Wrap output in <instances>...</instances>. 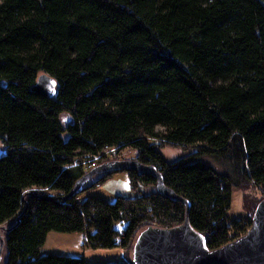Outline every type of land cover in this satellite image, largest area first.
Wrapping results in <instances>:
<instances>
[{
  "label": "trees",
  "instance_id": "obj_1",
  "mask_svg": "<svg viewBox=\"0 0 264 264\" xmlns=\"http://www.w3.org/2000/svg\"><path fill=\"white\" fill-rule=\"evenodd\" d=\"M42 73L58 83L53 99L31 90ZM163 145L194 152L169 162ZM0 146V226L16 225L6 264H134L140 232L183 223L185 204L138 170L113 202L63 201L87 172L75 161L106 147L136 150L190 202L208 248L223 247L264 198V0H0ZM234 188L244 191L245 227L226 221ZM118 222L127 223L120 243ZM50 232L87 233V248H118L124 259L40 255Z\"/></svg>",
  "mask_w": 264,
  "mask_h": 264
},
{
  "label": "water",
  "instance_id": "obj_2",
  "mask_svg": "<svg viewBox=\"0 0 264 264\" xmlns=\"http://www.w3.org/2000/svg\"><path fill=\"white\" fill-rule=\"evenodd\" d=\"M57 86L58 83L53 77L42 73L31 90L53 99L58 93ZM3 154L4 150L0 146V158ZM132 170L153 175L157 179L158 191L172 200L182 201L186 208L182 224L171 228L148 227L140 232L132 250L134 264H264V198L254 210L249 231L215 250L208 248L206 238L192 226L190 202L167 187L163 175L154 166L143 164L136 159L108 161L88 170L76 182L73 191L63 198V201L75 197L83 186H88L97 175ZM119 181L120 179L110 181L107 185L115 195L121 189L118 185ZM21 215L16 217L17 223ZM15 226L3 227V230L10 231ZM0 241L3 245L5 244V241L1 239Z\"/></svg>",
  "mask_w": 264,
  "mask_h": 264
},
{
  "label": "rangeland",
  "instance_id": "obj_3",
  "mask_svg": "<svg viewBox=\"0 0 264 264\" xmlns=\"http://www.w3.org/2000/svg\"><path fill=\"white\" fill-rule=\"evenodd\" d=\"M67 118L68 117L63 116V122L65 124H67V122L69 121ZM156 142H158V141H156ZM184 148L185 147H174L171 145H163V146L158 147V151L162 153V155L165 157V159L167 161L175 162V161H178L184 157L190 156V154L192 152H194L191 147L190 148L186 147L185 149ZM125 150H126V153L128 155V156H126V159L127 158L128 159L129 158L135 159L136 158V150H134L133 148H129V147H126ZM83 158L84 157H82L81 160ZM86 158H87V160H86L87 163L84 166V170L87 169V167L90 164H92V162H94V163L96 162V161H93L92 158H89L88 155H86ZM77 161L78 160H76L75 163ZM112 161H115V160H112ZM205 163L212 165V167L214 169H216L218 172L225 173L224 168L220 164H218L216 161H213L210 158H205ZM96 166H98V165L96 164ZM96 166H94V167H96ZM121 173H123V172H121ZM118 185H120V184L118 183ZM36 190H41V189L34 188L33 191H32V189H30V190H28V192H35ZM45 192L47 194H55V193H52L49 191H45ZM127 193L129 195H133L130 190H128ZM243 193H244V191L239 189V188H234L232 191L231 208L228 212L229 217H227V219H226V221L229 222V224H231L232 221L234 222L237 220H243L244 219L241 223H239V225L242 226V223L247 221L248 212L245 211L243 209V206H242ZM248 193L258 196L259 190L255 189V188L249 189ZM89 196H97V197H100V198H102L106 201H109V202H113L115 200V197H116L115 193H113L111 190H109V188L107 186H103L102 188H98V187L92 188V189H90V190H88L82 194L80 193V195H78L76 200L78 202H83ZM12 224H13V221H9V222L5 223L4 225L0 226V236H1L0 239L1 240L5 241V238H6V231L3 230V227H9ZM115 226L117 227V229L119 231H121L123 229V226L119 223L116 224ZM249 229H250V227H248L246 230H249ZM53 234H58L61 236H70V234H72V233H58L57 232V233H53ZM121 235L124 236V233ZM63 242L64 241H62V239L55 241L53 238H50L46 244V246H47L46 247V249H47L46 253L50 252L51 254H54V255H64V256H71V257H74V256L75 257H84L89 262L93 261L95 263H97V262L114 263L118 260L124 259L123 255L120 253V251H121L120 249H116V250H114L115 248L111 249L114 251L99 250V251H96L99 253H94V254L89 253V252H91L89 250L84 251L82 253L81 252H71V251L67 250L66 248H64V246L61 245ZM129 255H132V249L129 251ZM6 261H7V251L5 248V244L3 245V243H1V241H0V264H6Z\"/></svg>",
  "mask_w": 264,
  "mask_h": 264
},
{
  "label": "crops",
  "instance_id": "obj_4",
  "mask_svg": "<svg viewBox=\"0 0 264 264\" xmlns=\"http://www.w3.org/2000/svg\"><path fill=\"white\" fill-rule=\"evenodd\" d=\"M111 178H112V180H119V179L120 180H127L126 174H124V173H116ZM115 199H116V197H115ZM228 217H229V214H228ZM118 223H116V224H118ZM119 224H121L123 226V229L120 231V232H123L125 230L126 226H127V223H119ZM115 225H114L115 230L119 231ZM93 232L94 231L91 230L88 233L89 234H93ZM53 233H57V232H50L48 234V237L46 239L45 244L40 249V255L51 254L50 252L46 253V250H47L46 249V247H47L46 244H47V242H48V240L50 238H53L55 241H57L59 239H62V241H64V242L61 245L64 246V248H66L67 250H69L71 252H81L82 253L84 251L89 250V251H91V252H89L91 254L99 253V252H96V251H99V250L95 251V250H92L90 248L89 249L87 248L86 243H85L86 242L87 233H72V234H70V236H61V235L53 234ZM116 249H118V248H115L114 250H116ZM114 250H111V251H114ZM120 253L122 254L123 252L120 251Z\"/></svg>",
  "mask_w": 264,
  "mask_h": 264
},
{
  "label": "built area",
  "instance_id": "obj_5",
  "mask_svg": "<svg viewBox=\"0 0 264 264\" xmlns=\"http://www.w3.org/2000/svg\"><path fill=\"white\" fill-rule=\"evenodd\" d=\"M126 156L127 153H126V150L121 152L119 151V149H116V148H109V147H106L102 152L101 154L99 155H96L94 158L95 160H102L104 157H106L107 160L109 161H112V160H122V159H126ZM95 166V163L92 162V164H90L87 169H85L86 171L94 168ZM242 227H245V224H242ZM123 234V232H120V234L118 235L117 239H116V243H120L123 239V236L121 235Z\"/></svg>",
  "mask_w": 264,
  "mask_h": 264
},
{
  "label": "bare ground",
  "instance_id": "obj_6",
  "mask_svg": "<svg viewBox=\"0 0 264 264\" xmlns=\"http://www.w3.org/2000/svg\"><path fill=\"white\" fill-rule=\"evenodd\" d=\"M3 150H4V149H3ZM88 156H89V158H92L93 161H96V162H95V166H96L97 162L100 161V160H98V161L95 160V158H94L95 156H91V155H88ZM85 158H86V155L84 156V158L82 159L81 162L77 161L75 164H79V163L81 164V163H82V165L85 166L86 163H87V161H86L87 158H86V159H85ZM135 159H136V158H135ZM136 160H137V159H136ZM121 172H125L126 175L128 176V172H129V171H121ZM72 191H73V190H72ZM72 191H71V192H72ZM71 192H70V193H71ZM80 192H81V191H80ZM80 192H79V193H80ZM70 193H69V194H70ZM79 193H78V194H79ZM69 194H68V195H69ZM78 194H77L75 197H77ZM63 198H64V197H63ZM73 198H74V197H73ZM243 235H244V234H243Z\"/></svg>",
  "mask_w": 264,
  "mask_h": 264
},
{
  "label": "flooded vegetation",
  "instance_id": "obj_7",
  "mask_svg": "<svg viewBox=\"0 0 264 264\" xmlns=\"http://www.w3.org/2000/svg\"><path fill=\"white\" fill-rule=\"evenodd\" d=\"M124 174H126L125 172H123ZM126 178H128V176L126 175ZM251 227V226H250ZM249 230H246V232L244 234H246ZM242 236V235H241Z\"/></svg>",
  "mask_w": 264,
  "mask_h": 264
}]
</instances>
